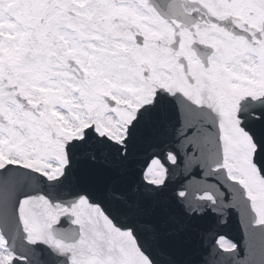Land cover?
I'll return each instance as SVG.
<instances>
[{
    "label": "snow or ice",
    "instance_id": "1",
    "mask_svg": "<svg viewBox=\"0 0 264 264\" xmlns=\"http://www.w3.org/2000/svg\"><path fill=\"white\" fill-rule=\"evenodd\" d=\"M230 209L264 264V0H0V264H186Z\"/></svg>",
    "mask_w": 264,
    "mask_h": 264
},
{
    "label": "water",
    "instance_id": "2",
    "mask_svg": "<svg viewBox=\"0 0 264 264\" xmlns=\"http://www.w3.org/2000/svg\"><path fill=\"white\" fill-rule=\"evenodd\" d=\"M179 111L177 109L176 116ZM172 125L177 128L179 124L177 119L173 118ZM171 132V127H170ZM154 141L145 138L139 141L131 151V154L121 169V174L128 181H135L140 178L144 169L150 163L153 153L158 151L153 147ZM179 147V145H176ZM198 173V174H197ZM214 181L206 180L204 171L199 168L185 171L183 166L175 170L172 182L168 192L163 199L171 202L174 191H179L185 185H195L197 183ZM224 234L227 238L240 244L241 248H246L244 226L240 222L239 213L235 209L228 210L224 215L219 216L217 221H203L199 227L191 234L182 248L177 250V257L186 262V264H220L221 257L213 255L214 240L216 234ZM237 259H243V254Z\"/></svg>",
    "mask_w": 264,
    "mask_h": 264
}]
</instances>
